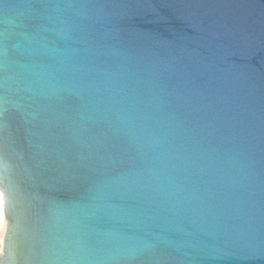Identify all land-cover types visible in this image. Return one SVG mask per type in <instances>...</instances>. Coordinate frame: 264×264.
<instances>
[{
	"label": "water",
	"instance_id": "1",
	"mask_svg": "<svg viewBox=\"0 0 264 264\" xmlns=\"http://www.w3.org/2000/svg\"><path fill=\"white\" fill-rule=\"evenodd\" d=\"M0 264H264V0H0Z\"/></svg>",
	"mask_w": 264,
	"mask_h": 264
},
{
	"label": "rangeland",
	"instance_id": "2",
	"mask_svg": "<svg viewBox=\"0 0 264 264\" xmlns=\"http://www.w3.org/2000/svg\"><path fill=\"white\" fill-rule=\"evenodd\" d=\"M5 221L3 218V212L0 214V254H2L3 239L5 236Z\"/></svg>",
	"mask_w": 264,
	"mask_h": 264
},
{
	"label": "bare ground",
	"instance_id": "3",
	"mask_svg": "<svg viewBox=\"0 0 264 264\" xmlns=\"http://www.w3.org/2000/svg\"><path fill=\"white\" fill-rule=\"evenodd\" d=\"M3 212V198H2V194L0 192V214ZM3 218H4V213H3ZM5 221V219H4ZM6 224V221H5Z\"/></svg>",
	"mask_w": 264,
	"mask_h": 264
}]
</instances>
